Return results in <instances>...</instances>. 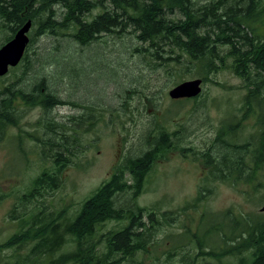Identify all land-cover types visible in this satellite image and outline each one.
Instances as JSON below:
<instances>
[{"label": "trees", "instance_id": "obj_1", "mask_svg": "<svg viewBox=\"0 0 264 264\" xmlns=\"http://www.w3.org/2000/svg\"><path fill=\"white\" fill-rule=\"evenodd\" d=\"M57 6L62 8L60 13ZM0 18L10 31L2 45L32 20L35 35L30 36L20 62L23 74L32 64L31 43L47 32L85 43L105 35H130L138 42L135 51L164 67L166 73L192 63L196 67L188 74H197L203 82L211 73L230 67L247 88L241 107L244 115L239 121L255 116L259 133L253 140L238 142L234 137L237 127L227 124L218 136L226 151L218 157L206 151L205 164L214 179L223 180L239 179L246 172L249 179H254L253 175L264 168V34L254 24L264 23V0H218L203 5L195 0H0ZM21 102L40 106L45 113L40 118L45 120L39 121L42 135L34 136L40 146L41 166L24 192L17 193L20 195L9 211L19 227L0 244V253L9 252L4 259L0 255V264H142L137 255L147 252L149 243H153L156 211L140 206L136 200L143 192L145 174L172 147L168 133L160 131L157 143H150L157 147L135 158L127 157L73 216L63 211L47 213L37 202L43 191L59 187L61 173L76 157L80 146L72 121L76 118L54 123L52 110L70 102L52 93L45 78L29 90L9 83L0 86V133L18 125L21 114L16 103ZM83 115L77 119H85ZM49 161L52 165L48 166ZM128 191L134 204L116 207V194ZM5 194L9 197L10 191H0V200ZM20 206L23 211L16 214ZM207 216L212 213H203L202 219ZM218 216L222 221L208 225L206 234L197 241L201 255L220 264H264V218L233 209ZM109 221L118 225L101 232L100 227ZM211 233L218 234L219 243L207 242ZM22 247L25 251H19ZM10 257H14L11 262Z\"/></svg>", "mask_w": 264, "mask_h": 264}, {"label": "rangeland", "instance_id": "obj_2", "mask_svg": "<svg viewBox=\"0 0 264 264\" xmlns=\"http://www.w3.org/2000/svg\"><path fill=\"white\" fill-rule=\"evenodd\" d=\"M57 9L60 13L62 8ZM5 23L0 18V47L10 34ZM254 24L264 34V23ZM34 35L32 27L30 36ZM36 37L30 45L32 64L26 74L20 63L0 77V86L14 83L15 88L29 90L45 78L52 93L73 102L52 110L54 123L71 121L68 118L75 116L72 121L80 137L79 150L61 173L59 187L43 191L37 204L47 213L63 211L73 216L127 157L135 158L157 147L154 144L163 131L171 138L172 147L145 174L143 192L136 200L140 206L156 211L154 240L137 258L142 264H220L201 255L197 242L208 225L222 221L217 214L233 209L264 218V168L253 175L255 180L248 178V172L236 180H223L214 179L205 164L206 151L216 157L226 151L218 136L227 124L237 127L234 137L238 142L253 140L259 133L255 116L239 121L247 93L244 80L230 67H224L209 75L199 96L172 99L169 90L175 85L201 78L187 72L196 64L179 65L168 74L164 67L135 51L138 42L130 35H105L90 43L70 41L50 32ZM16 106L21 114L18 125L0 133V191H10L9 197L5 194L0 200V244L18 231V222L9 217V211L41 166L40 146L34 136L42 135L39 121L45 120L40 119L45 113L40 106L23 102ZM81 114L85 119H77ZM114 201L116 207L134 204L130 191L119 192ZM21 211L23 206L16 214ZM208 212L212 216L202 219ZM116 223L106 222L100 231ZM207 242L219 243L218 234L211 233ZM4 254L9 252L0 253L3 259ZM13 259L10 257V262Z\"/></svg>", "mask_w": 264, "mask_h": 264}, {"label": "water", "instance_id": "obj_3", "mask_svg": "<svg viewBox=\"0 0 264 264\" xmlns=\"http://www.w3.org/2000/svg\"><path fill=\"white\" fill-rule=\"evenodd\" d=\"M32 20L24 23L14 36L0 47V77L6 75L10 68L17 66L23 59L30 42ZM203 91V79L194 78L178 83L169 90L172 99L193 98Z\"/></svg>", "mask_w": 264, "mask_h": 264}, {"label": "flooded vegetation", "instance_id": "obj_4", "mask_svg": "<svg viewBox=\"0 0 264 264\" xmlns=\"http://www.w3.org/2000/svg\"><path fill=\"white\" fill-rule=\"evenodd\" d=\"M182 99V98H181Z\"/></svg>", "mask_w": 264, "mask_h": 264}]
</instances>
